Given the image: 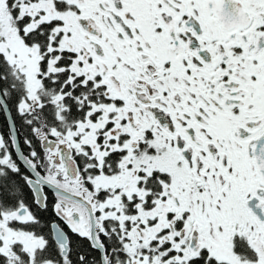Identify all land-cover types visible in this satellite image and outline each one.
Listing matches in <instances>:
<instances>
[{"label":"snow or ice","instance_id":"obj_1","mask_svg":"<svg viewBox=\"0 0 264 264\" xmlns=\"http://www.w3.org/2000/svg\"><path fill=\"white\" fill-rule=\"evenodd\" d=\"M0 264H264V0H0Z\"/></svg>","mask_w":264,"mask_h":264}]
</instances>
